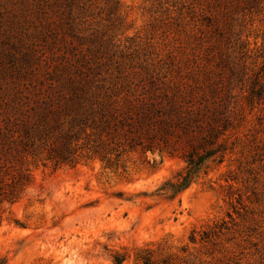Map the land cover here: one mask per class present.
<instances>
[{
  "label": "rangeland",
  "instance_id": "obj_1",
  "mask_svg": "<svg viewBox=\"0 0 264 264\" xmlns=\"http://www.w3.org/2000/svg\"><path fill=\"white\" fill-rule=\"evenodd\" d=\"M23 59L41 72L207 70L235 108L222 161L173 199L157 193L185 164L166 153L31 166L0 213V264H264V0H0V68Z\"/></svg>",
  "mask_w": 264,
  "mask_h": 264
},
{
  "label": "trees",
  "instance_id": "obj_2",
  "mask_svg": "<svg viewBox=\"0 0 264 264\" xmlns=\"http://www.w3.org/2000/svg\"><path fill=\"white\" fill-rule=\"evenodd\" d=\"M22 62L13 71L0 68V213L22 198L36 164L74 167L97 159L117 168L129 151L166 153L185 164L157 193L173 199L224 157L235 104L211 71L189 77L99 67L41 72L30 70L29 59Z\"/></svg>",
  "mask_w": 264,
  "mask_h": 264
}]
</instances>
